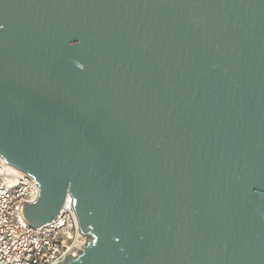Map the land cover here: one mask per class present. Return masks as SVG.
Listing matches in <instances>:
<instances>
[{
	"label": "water",
	"instance_id": "1",
	"mask_svg": "<svg viewBox=\"0 0 264 264\" xmlns=\"http://www.w3.org/2000/svg\"><path fill=\"white\" fill-rule=\"evenodd\" d=\"M0 159L59 264H264V0H0Z\"/></svg>",
	"mask_w": 264,
	"mask_h": 264
},
{
	"label": "built area",
	"instance_id": "2",
	"mask_svg": "<svg viewBox=\"0 0 264 264\" xmlns=\"http://www.w3.org/2000/svg\"><path fill=\"white\" fill-rule=\"evenodd\" d=\"M37 195L31 177L10 172L0 159V264H59L85 244L69 198L54 221L37 228L24 221L20 207L34 203Z\"/></svg>",
	"mask_w": 264,
	"mask_h": 264
},
{
	"label": "bare ground",
	"instance_id": "3",
	"mask_svg": "<svg viewBox=\"0 0 264 264\" xmlns=\"http://www.w3.org/2000/svg\"><path fill=\"white\" fill-rule=\"evenodd\" d=\"M9 170H10V172H12V173H17L18 172V170H16L15 168H12V167H10L9 166ZM70 199V198H69Z\"/></svg>",
	"mask_w": 264,
	"mask_h": 264
}]
</instances>
